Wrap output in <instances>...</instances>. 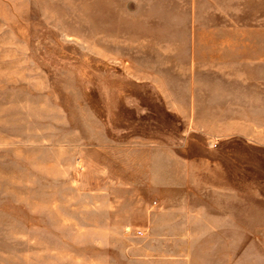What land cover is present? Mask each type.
<instances>
[{
	"label": "rangeland",
	"instance_id": "374dc122",
	"mask_svg": "<svg viewBox=\"0 0 264 264\" xmlns=\"http://www.w3.org/2000/svg\"><path fill=\"white\" fill-rule=\"evenodd\" d=\"M83 4L0 0V264H103L113 245L146 239V198L148 223L173 231L167 212L175 201L222 211L229 195L238 196L226 185H237L242 169L246 234L236 220L229 235L184 240L191 250L203 242L213 253L229 246L246 264H264V107L248 91L230 108L231 120H246V130L257 128L261 139H245L242 124L228 134L222 125L178 120L175 111L187 115L186 93L146 94V76L131 74L128 38L116 43L113 9L108 26L95 29V43ZM146 99L178 107L150 108L146 117ZM165 145L173 151H154ZM162 163L172 176L175 165L186 166L183 179L159 184V172H146V165ZM104 197L108 229L131 222L127 236L100 235L92 225L98 221L88 219L86 202ZM130 205L137 211H126ZM188 222L197 232L208 221Z\"/></svg>",
	"mask_w": 264,
	"mask_h": 264
},
{
	"label": "crops",
	"instance_id": "0c3cea01",
	"mask_svg": "<svg viewBox=\"0 0 264 264\" xmlns=\"http://www.w3.org/2000/svg\"><path fill=\"white\" fill-rule=\"evenodd\" d=\"M113 4H107L106 0H84L89 42L92 39L96 43L95 29L108 26V11L113 9L116 43L121 46L123 36L128 38L131 74L146 76V94L185 92L187 115L175 111L178 120L185 117L186 123L193 122L204 128L222 125L228 134L232 132V124H242L244 131L240 134L245 139L263 138L257 128L254 132L246 130V120L232 121L230 108L238 106L233 102L241 93V100L246 101L248 91L264 107V0H113ZM149 102L146 99V117L151 113L150 108L178 107L177 103ZM149 139L146 135V151H150ZM154 151L173 149L165 145ZM185 169L183 164L175 165L177 174L172 176L171 166L167 164L146 165V172H159L156 178L161 185L169 178L183 179ZM244 171L239 174L237 185L228 181L226 188H238V196L229 195L222 211L219 207L218 210L213 207L215 211L201 208L196 211L187 200L175 201V209L167 212L176 221L173 231L148 223L150 200L146 198V239H130L123 245H113L114 249H109L110 254L101 263L232 264V258H237L238 264H246L240 253L231 254L229 246L213 253L212 244L203 242L201 249L191 250L184 240L189 235H229L231 228L236 227V220L239 234L241 230L246 234L248 185ZM146 179L148 185L149 175ZM85 206L88 219L98 221L92 225L97 226L100 235L127 236L124 226H133L126 222L108 229L105 197L102 201H87ZM137 209L130 205L126 211L133 213ZM190 220L208 222H199L204 225L195 232L190 228ZM172 235L177 238H165Z\"/></svg>",
	"mask_w": 264,
	"mask_h": 264
},
{
	"label": "built area",
	"instance_id": "2783aa9c",
	"mask_svg": "<svg viewBox=\"0 0 264 264\" xmlns=\"http://www.w3.org/2000/svg\"><path fill=\"white\" fill-rule=\"evenodd\" d=\"M138 234H139V235H141V234H142V232H138Z\"/></svg>",
	"mask_w": 264,
	"mask_h": 264
}]
</instances>
